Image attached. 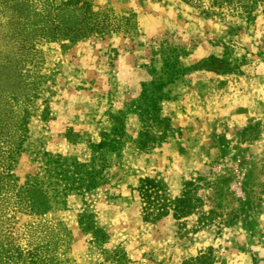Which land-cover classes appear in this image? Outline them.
<instances>
[{"label":"rangeland","instance_id":"1","mask_svg":"<svg viewBox=\"0 0 264 264\" xmlns=\"http://www.w3.org/2000/svg\"><path fill=\"white\" fill-rule=\"evenodd\" d=\"M76 1L0 0V56L26 59L11 71L17 86L31 84L28 132L14 169L19 183L29 173L49 174L50 155L89 157L141 83L161 74V64L151 68L163 40L182 47L185 66L226 52L239 57L241 70L222 72L221 62L208 60L218 72L190 69L168 84L162 105L175 137L151 153L129 141L98 187L69 195L48 214L17 213L4 262L20 263L25 225L46 218L71 231L66 253L75 264H114L107 257L115 248L130 264H182L210 246L212 264H264V0ZM73 23L86 32H68ZM136 122L130 113L129 135ZM147 176L164 181L173 199L188 183L200 201L189 215L171 210L144 220L133 187ZM85 212L108 232L106 243L81 228Z\"/></svg>","mask_w":264,"mask_h":264},{"label":"trees","instance_id":"2","mask_svg":"<svg viewBox=\"0 0 264 264\" xmlns=\"http://www.w3.org/2000/svg\"><path fill=\"white\" fill-rule=\"evenodd\" d=\"M71 1L76 0H69L64 5ZM225 1L230 0H221ZM10 8L21 20L23 12L14 4ZM85 28H78V24L73 23L67 27V31L84 34L87 30ZM155 54H159V62L152 64L151 72L155 73L157 65L161 64V74L141 83L138 97L118 111L111 130L103 131L100 140L91 143L89 157L80 160L78 157L61 154L54 157L50 155L46 160V172L49 174L41 176L29 173L22 183H19V176L14 169L27 137L30 116L27 103L31 99V84L17 86L13 81L14 73L11 69L18 63H25L26 59H12L7 54L0 56V264H15L4 262V253L6 245L11 243L9 239L17 223V213L48 214L60 205L65 206L69 195L84 194L98 187L106 180L105 171L111 166L112 156H120L129 141L141 153H151L175 137L178 129L174 127L170 116L164 113L162 105L168 98V84L175 82L190 69L218 72L219 69L214 68L213 62L208 60L221 62L225 66L222 72L240 71L242 66L239 57H232L231 54L226 56V52L223 58L211 56L185 66L180 57L187 53L182 47L172 45L167 40L160 43ZM130 113L137 119L135 136L129 135L126 129V119ZM189 185L187 183L181 196L173 199L167 192V185L158 177L140 178L133 190L138 193L143 205L144 220L159 219L171 210L176 218L189 215L195 207L192 201H200L187 188ZM79 223L83 230L91 232L93 241L98 245L108 241V232L96 223L94 213H83ZM25 228L27 244L25 247L18 245L15 252V260H19V264H75V260L66 253L72 241V233L63 221L45 218L35 224H26ZM213 250L210 246L197 256L185 259L182 264H212L215 258ZM107 258H111L114 264L131 263L122 248H115Z\"/></svg>","mask_w":264,"mask_h":264}]
</instances>
